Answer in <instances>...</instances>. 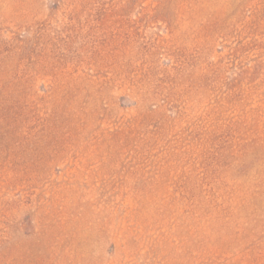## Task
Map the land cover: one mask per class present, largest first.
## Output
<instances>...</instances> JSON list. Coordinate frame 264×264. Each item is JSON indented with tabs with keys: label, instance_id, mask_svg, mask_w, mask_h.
<instances>
[{
	"label": "rangeland",
	"instance_id": "obj_1",
	"mask_svg": "<svg viewBox=\"0 0 264 264\" xmlns=\"http://www.w3.org/2000/svg\"><path fill=\"white\" fill-rule=\"evenodd\" d=\"M0 264H264V0H0Z\"/></svg>",
	"mask_w": 264,
	"mask_h": 264
}]
</instances>
